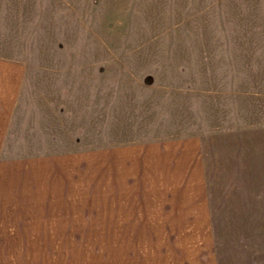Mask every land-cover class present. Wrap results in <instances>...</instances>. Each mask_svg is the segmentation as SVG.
Listing matches in <instances>:
<instances>
[{"label": "crops", "instance_id": "0c3cea01", "mask_svg": "<svg viewBox=\"0 0 264 264\" xmlns=\"http://www.w3.org/2000/svg\"><path fill=\"white\" fill-rule=\"evenodd\" d=\"M112 3L0 0V264H227L214 227L240 224L215 207L235 193L212 179L241 164L211 156L186 106L159 133L156 65L115 75L97 39Z\"/></svg>", "mask_w": 264, "mask_h": 264}, {"label": "rangeland", "instance_id": "374dc122", "mask_svg": "<svg viewBox=\"0 0 264 264\" xmlns=\"http://www.w3.org/2000/svg\"><path fill=\"white\" fill-rule=\"evenodd\" d=\"M112 4L108 31L101 34L99 27L97 39L115 48L114 74L141 75L148 69L152 72L155 64L161 78L153 96V106L161 105L160 111L154 110L159 133L167 135L180 125L174 111L186 106L193 111L185 116L193 118L195 131L209 138L211 156L228 164L234 159V167L241 164L236 178L224 173L225 177L212 179L213 186L235 193L223 195L226 198L215 213L240 224L214 227L215 240L220 241L227 264L244 252L245 245L263 261L264 0H113ZM143 55H155V61ZM134 86L127 83L125 89ZM127 97L130 101L134 96ZM125 106L117 107L122 114L131 112V104ZM240 258L235 262L239 264Z\"/></svg>", "mask_w": 264, "mask_h": 264}]
</instances>
